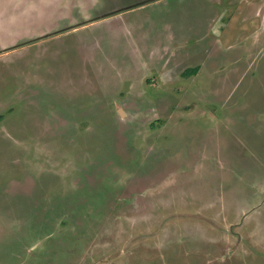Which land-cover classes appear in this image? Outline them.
<instances>
[{"label": "rangeland", "instance_id": "374dc122", "mask_svg": "<svg viewBox=\"0 0 264 264\" xmlns=\"http://www.w3.org/2000/svg\"><path fill=\"white\" fill-rule=\"evenodd\" d=\"M0 264H264V0H0Z\"/></svg>", "mask_w": 264, "mask_h": 264}]
</instances>
